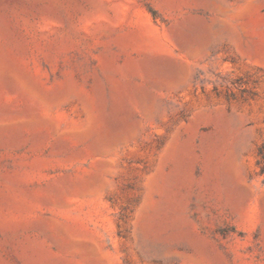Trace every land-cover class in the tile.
I'll use <instances>...</instances> for the list:
<instances>
[{
    "label": "rangeland",
    "instance_id": "obj_1",
    "mask_svg": "<svg viewBox=\"0 0 264 264\" xmlns=\"http://www.w3.org/2000/svg\"><path fill=\"white\" fill-rule=\"evenodd\" d=\"M0 264H264V0H0Z\"/></svg>",
    "mask_w": 264,
    "mask_h": 264
},
{
    "label": "water",
    "instance_id": "obj_2",
    "mask_svg": "<svg viewBox=\"0 0 264 264\" xmlns=\"http://www.w3.org/2000/svg\"><path fill=\"white\" fill-rule=\"evenodd\" d=\"M188 23L202 24V25L207 29L206 21H205V19H204L202 16H200V15H195V16H190V17H188V18L182 23V25H181L180 28H183L184 26L187 27L186 24H188ZM180 28H179V29H180ZM206 31H207V30H206ZM169 61L172 62V64L175 66V63H174L173 60L169 59Z\"/></svg>",
    "mask_w": 264,
    "mask_h": 264
},
{
    "label": "bare ground",
    "instance_id": "obj_3",
    "mask_svg": "<svg viewBox=\"0 0 264 264\" xmlns=\"http://www.w3.org/2000/svg\"><path fill=\"white\" fill-rule=\"evenodd\" d=\"M193 24H197V23H188V24H186L187 27L184 26V27L181 28V29H188V28H190ZM201 25H202V24H201ZM161 59H163V58H161ZM163 60L170 62L169 59H166V58H164ZM171 63H172V62H171Z\"/></svg>",
    "mask_w": 264,
    "mask_h": 264
}]
</instances>
